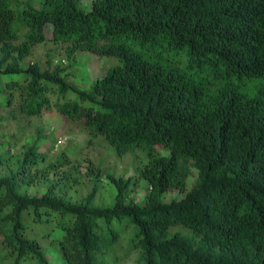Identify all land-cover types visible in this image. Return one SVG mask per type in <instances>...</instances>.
I'll use <instances>...</instances> for the list:
<instances>
[{"label": "trees", "instance_id": "16d2710c", "mask_svg": "<svg viewBox=\"0 0 264 264\" xmlns=\"http://www.w3.org/2000/svg\"><path fill=\"white\" fill-rule=\"evenodd\" d=\"M37 44L55 47L22 66ZM82 52L113 59L87 90L68 80ZM0 78V264H50L44 225L64 264H264V0H0ZM51 112L131 155L112 205L100 167L32 126Z\"/></svg>", "mask_w": 264, "mask_h": 264}, {"label": "rangeland", "instance_id": "374dc122", "mask_svg": "<svg viewBox=\"0 0 264 264\" xmlns=\"http://www.w3.org/2000/svg\"><path fill=\"white\" fill-rule=\"evenodd\" d=\"M11 2V8L16 12V14L22 9L27 3L31 6L38 8L43 0H9ZM86 9L89 10L91 7V0H82ZM50 32V27L47 26L45 33L48 35ZM55 46L51 44H37L32 49V55L23 60L22 66L28 64L31 61L42 62L44 60V55L48 50L54 49ZM63 59L64 57L58 55L55 59ZM76 61L71 70V78L68 80L70 84L75 86L79 90H87L90 87L91 79L95 77H102L105 74L106 68L113 64V59L99 58L92 54L82 52L75 55ZM2 79V78H0ZM4 79V77H3ZM65 118L56 115L54 112L45 113L40 118L36 117L31 120L32 126L42 125L45 128V132L49 134L50 138H55V144L58 145L54 150L55 153H60L64 148L66 151L73 155L76 159L81 162L82 169L85 170L88 167V162L91 161L94 165L100 167L103 173L101 181H99L98 194L94 204L96 206H110L114 202L115 188L111 186L107 179L106 174H115L117 176L124 172H128V175H133V168H131L132 157L131 155H126L122 158L117 157L111 147L102 140L98 139L92 147L86 146L88 140V134L81 126L76 125L73 121L64 120ZM27 144H31L35 141L36 135L34 128H27ZM45 133V134H46ZM51 133V134H50ZM101 138V137H100ZM58 140V142H57ZM48 145L46 142L42 143V149L46 148ZM85 161V162H83ZM92 186V185H91ZM145 183L139 181L138 194H136V199L141 200ZM34 193V191H32ZM183 193L174 191L167 194L166 200L176 199L179 200L183 197ZM71 199L76 201L80 196V190L76 192L75 190L70 191ZM115 227H118V223L114 222ZM32 234L37 238L41 249L44 251L50 264H64L62 260V254L60 252L59 246L55 239L59 237V233L52 228L51 225H44L42 227H32ZM131 229H125L122 237L125 239L120 251L119 259H125L123 251L126 247L130 246L129 234H131ZM39 233V236L37 235ZM126 246V247H125ZM136 255L131 254L130 258L125 261L124 264H135ZM29 259H26L22 264H31Z\"/></svg>", "mask_w": 264, "mask_h": 264}]
</instances>
